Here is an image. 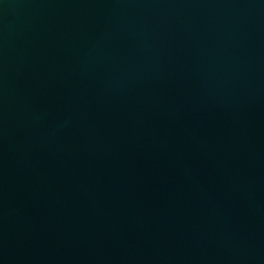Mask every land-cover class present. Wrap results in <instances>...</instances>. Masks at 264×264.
Listing matches in <instances>:
<instances>
[{"label": "water", "instance_id": "95a60500", "mask_svg": "<svg viewBox=\"0 0 264 264\" xmlns=\"http://www.w3.org/2000/svg\"><path fill=\"white\" fill-rule=\"evenodd\" d=\"M0 264H264V0H0Z\"/></svg>", "mask_w": 264, "mask_h": 264}]
</instances>
